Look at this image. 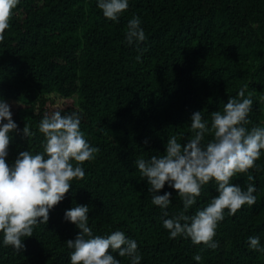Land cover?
I'll list each match as a JSON object with an SVG mask.
<instances>
[{"label": "trees", "instance_id": "1", "mask_svg": "<svg viewBox=\"0 0 264 264\" xmlns=\"http://www.w3.org/2000/svg\"><path fill=\"white\" fill-rule=\"evenodd\" d=\"M134 16L147 36L139 45L125 40ZM245 84L253 101L246 127L264 126V0H129L118 21L106 19L97 0H20L0 43V98L18 125L9 133L7 162L21 151H43L38 124L56 110L77 112L81 131L100 151L83 164L85 179L71 182L47 224L23 239L25 248L5 247L0 233V264H71L66 241L80 229L64 213L77 204L89 206L94 235L119 230L135 240L140 264H264V252L248 245V237H259L264 247V152L250 170L254 181L247 174L231 181L245 190L253 183L256 204L234 216L225 210L214 250L169 238L163 219L183 203L166 184L158 193H172L164 217L135 165L137 158L163 155L173 135L186 144L192 114L201 111L210 126L211 113ZM25 123L35 136L23 134ZM211 139L206 135L202 144ZM215 187L205 185L186 214L207 206L218 195Z\"/></svg>", "mask_w": 264, "mask_h": 264}, {"label": "clouds", "instance_id": "2", "mask_svg": "<svg viewBox=\"0 0 264 264\" xmlns=\"http://www.w3.org/2000/svg\"><path fill=\"white\" fill-rule=\"evenodd\" d=\"M19 2L0 0V43L5 40L13 10ZM97 7L106 19L118 21L128 10L129 0H97ZM125 40L129 45L147 40L138 16L128 21ZM136 59L142 62L139 55ZM247 88V84L243 85L237 97H230L222 111L211 113L210 126L201 111L194 112L190 123L193 135L186 144L178 142L173 135L167 140L163 155L135 160L141 177L147 180L148 191L153 194L152 204L163 211L164 217L168 216L172 193H158L166 184L176 191L183 203L178 214L163 219L170 239L190 238L194 245L202 244L214 250L218 247L214 239L216 229L225 218V210L234 216L244 205L256 204L253 183H248L245 190L231 182L244 174L249 182L254 181L250 170L257 168L255 162L264 152V126L246 127L253 103L251 92L245 96ZM80 123L77 112L45 113L38 124V131L44 137L43 151L35 154L21 151L10 165L6 159L9 133L17 131L18 125L12 119L9 104L0 98V233L5 247L11 246L17 252L25 248L23 239L33 236L39 224H47L50 210L65 199L71 182L85 179L83 164L94 161L100 149L90 145ZM23 134L28 138L35 136L27 123ZM206 135H211L212 139L202 144ZM213 181L218 195L195 214H186L200 197L203 187ZM88 213L89 206L81 204L64 213L65 220L80 229L75 239L66 241L67 247L73 249L71 264H121L113 253L128 257L131 264H140L142 257L135 240L119 230L106 236L94 235ZM248 245L254 251L264 252L259 237H248ZM194 259L200 262L202 256L197 254Z\"/></svg>", "mask_w": 264, "mask_h": 264}]
</instances>
